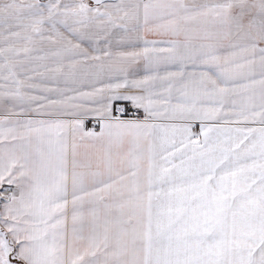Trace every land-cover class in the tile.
<instances>
[{
    "label": "snow or ice",
    "instance_id": "6c2138e0",
    "mask_svg": "<svg viewBox=\"0 0 264 264\" xmlns=\"http://www.w3.org/2000/svg\"><path fill=\"white\" fill-rule=\"evenodd\" d=\"M0 264H264V0H0Z\"/></svg>",
    "mask_w": 264,
    "mask_h": 264
},
{
    "label": "crops",
    "instance_id": "0c3cea01",
    "mask_svg": "<svg viewBox=\"0 0 264 264\" xmlns=\"http://www.w3.org/2000/svg\"><path fill=\"white\" fill-rule=\"evenodd\" d=\"M158 123H161V124H165V123H168L167 120H164V119H161L158 121ZM194 131L195 132H199V122H197L195 125H194Z\"/></svg>",
    "mask_w": 264,
    "mask_h": 264
}]
</instances>
